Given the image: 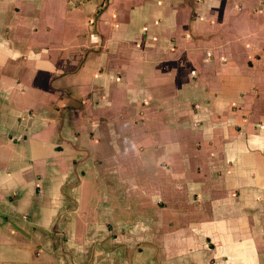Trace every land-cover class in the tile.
Listing matches in <instances>:
<instances>
[{"label":"crops","instance_id":"0c3cea01","mask_svg":"<svg viewBox=\"0 0 264 264\" xmlns=\"http://www.w3.org/2000/svg\"><path fill=\"white\" fill-rule=\"evenodd\" d=\"M0 264H264V0H0Z\"/></svg>","mask_w":264,"mask_h":264}]
</instances>
